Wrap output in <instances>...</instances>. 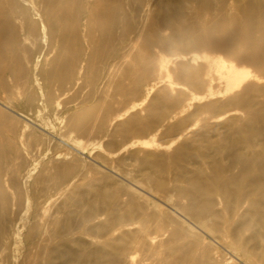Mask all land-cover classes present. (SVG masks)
<instances>
[{
	"label": "bare ground",
	"instance_id": "obj_1",
	"mask_svg": "<svg viewBox=\"0 0 264 264\" xmlns=\"http://www.w3.org/2000/svg\"><path fill=\"white\" fill-rule=\"evenodd\" d=\"M0 264H264V0H0Z\"/></svg>",
	"mask_w": 264,
	"mask_h": 264
},
{
	"label": "rangeland",
	"instance_id": "obj_2",
	"mask_svg": "<svg viewBox=\"0 0 264 264\" xmlns=\"http://www.w3.org/2000/svg\"><path fill=\"white\" fill-rule=\"evenodd\" d=\"M217 90H218L217 88L214 89V91H217ZM83 101H84V99L81 97V100H80V102H78V104L81 105V103H82ZM78 104H77V105H78ZM146 136H148V135H145L144 137H146ZM146 139H147V138H145L144 140H146ZM158 139L161 140V141H162V140L164 141V138H162L161 136H159Z\"/></svg>",
	"mask_w": 264,
	"mask_h": 264
}]
</instances>
